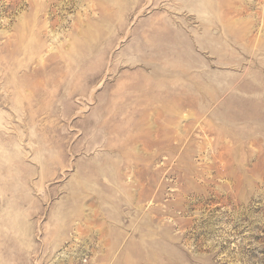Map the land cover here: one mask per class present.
<instances>
[{
  "label": "rangeland",
  "instance_id": "rangeland-1",
  "mask_svg": "<svg viewBox=\"0 0 264 264\" xmlns=\"http://www.w3.org/2000/svg\"><path fill=\"white\" fill-rule=\"evenodd\" d=\"M0 264H264V0H0Z\"/></svg>",
  "mask_w": 264,
  "mask_h": 264
}]
</instances>
